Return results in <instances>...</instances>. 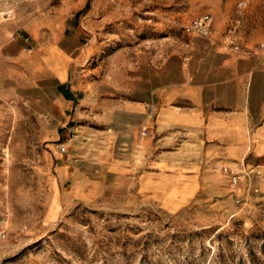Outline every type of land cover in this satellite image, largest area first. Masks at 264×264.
I'll list each match as a JSON object with an SVG mask.
<instances>
[{"label":"crops","instance_id":"crops-1","mask_svg":"<svg viewBox=\"0 0 264 264\" xmlns=\"http://www.w3.org/2000/svg\"><path fill=\"white\" fill-rule=\"evenodd\" d=\"M21 33L0 43V120L5 108L24 109L74 188L132 187L175 213L222 194L240 171L264 173L258 50L190 33L181 45L121 50L91 66L96 47L78 33L29 42Z\"/></svg>","mask_w":264,"mask_h":264},{"label":"rangeland","instance_id":"rangeland-1","mask_svg":"<svg viewBox=\"0 0 264 264\" xmlns=\"http://www.w3.org/2000/svg\"><path fill=\"white\" fill-rule=\"evenodd\" d=\"M203 13L210 37L264 45V0H0V43L20 27L37 41L74 32L94 43L98 66L121 50L181 45ZM22 111L5 108L0 120V264H264V173L240 171L222 194L175 213L132 187L88 194L60 178L64 158Z\"/></svg>","mask_w":264,"mask_h":264},{"label":"built area","instance_id":"built-area-1","mask_svg":"<svg viewBox=\"0 0 264 264\" xmlns=\"http://www.w3.org/2000/svg\"><path fill=\"white\" fill-rule=\"evenodd\" d=\"M186 30L188 32L197 33L203 36H210L213 31V24H212V16L210 13H203L197 17H195L189 25L186 27ZM21 38L25 42L30 41V36L26 33H21ZM231 44H236V41L233 39L230 41ZM33 47L30 46L29 50H32ZM258 50V54L260 56V59L264 62V45H258L256 48ZM59 150L62 152H65L67 150L66 143H60L59 144ZM257 174H261V170L258 169L256 171ZM257 190V189H256ZM1 233V229H0Z\"/></svg>","mask_w":264,"mask_h":264}]
</instances>
